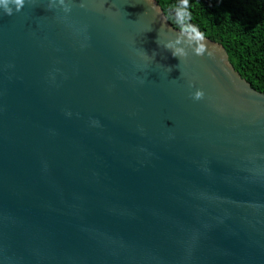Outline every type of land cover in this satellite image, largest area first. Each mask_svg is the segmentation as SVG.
<instances>
[{
  "label": "water",
  "instance_id": "obj_1",
  "mask_svg": "<svg viewBox=\"0 0 264 264\" xmlns=\"http://www.w3.org/2000/svg\"><path fill=\"white\" fill-rule=\"evenodd\" d=\"M51 2L0 10V264H264V94L156 0Z\"/></svg>",
  "mask_w": 264,
  "mask_h": 264
},
{
  "label": "trees",
  "instance_id": "obj_2",
  "mask_svg": "<svg viewBox=\"0 0 264 264\" xmlns=\"http://www.w3.org/2000/svg\"><path fill=\"white\" fill-rule=\"evenodd\" d=\"M156 1L173 28L181 31V0ZM188 11V23L221 44L240 76L264 94V0H189Z\"/></svg>",
  "mask_w": 264,
  "mask_h": 264
},
{
  "label": "clouds",
  "instance_id": "obj_3",
  "mask_svg": "<svg viewBox=\"0 0 264 264\" xmlns=\"http://www.w3.org/2000/svg\"><path fill=\"white\" fill-rule=\"evenodd\" d=\"M57 0H52L49 10H52V6L55 5ZM59 5L63 10L71 12V7L66 0H59ZM13 6L16 12L21 11L25 7V0H0V10L3 13L11 16L13 15ZM84 5L81 4V7ZM189 0H181L180 7L177 9V22L181 24V32L174 39H170L165 45V49L172 52L173 57L179 58V60L186 59L189 56V49L196 56H203L205 54V37L195 26L188 23L191 18L188 11ZM210 55V53H209ZM155 53H153V57ZM205 93L202 90H197L193 94L192 98L195 101L203 100ZM70 116L71 113H68Z\"/></svg>",
  "mask_w": 264,
  "mask_h": 264
}]
</instances>
